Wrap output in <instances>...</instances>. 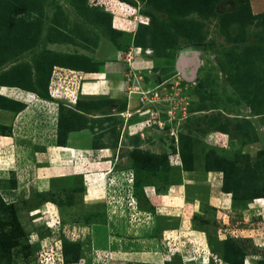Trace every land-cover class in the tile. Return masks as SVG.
Here are the masks:
<instances>
[{"label":"rangeland","instance_id":"obj_1","mask_svg":"<svg viewBox=\"0 0 264 264\" xmlns=\"http://www.w3.org/2000/svg\"><path fill=\"white\" fill-rule=\"evenodd\" d=\"M25 1L0 0V83L44 88L56 67L50 71L47 66L52 53L87 56L99 70L104 45L123 50L117 57L130 65L135 55L136 63L140 56L150 59L144 71L153 74H140L151 86H133L146 91L134 99L139 113L129 121L107 118L109 129L94 130L99 133L93 147L90 143V156L72 161L61 157L58 172L44 168L40 173L37 160L23 150L29 143L21 144V152H13V145L6 155L0 153V167L6 168H0V197L10 205L0 202V222L18 217L26 231L7 264H68L63 250L68 238L81 244L82 258L75 264H91L88 258L92 264H110L137 243L155 250L157 262L236 264L221 259L220 239L228 236L236 247L234 257L238 253L243 264H264V0H120L130 13L145 15L141 20L150 29L131 22L127 29L134 34L113 27L109 0ZM137 43L144 46L129 51ZM195 53L197 67H181ZM67 73L59 92L69 98L51 103L33 94L39 100L34 97L24 105L17 124L24 142L58 139L61 104H73L70 99L79 96L71 83H79L77 75ZM99 111L113 109L109 104ZM49 120L56 123L54 133L42 130ZM123 123L124 137L118 128ZM104 134L109 146L104 153L115 158L113 163L120 156L118 167L130 170L127 181L108 173L112 161L103 163L96 151ZM184 178L194 185L187 194L200 197L197 209H206L212 249L204 238L190 234L197 222L191 221L195 205L181 200L182 192L174 188L161 197L158 209L146 192L150 185L166 192ZM225 179L233 193H224ZM12 187L18 191H4ZM139 208L167 216L140 214ZM155 226L179 228L167 233L155 232ZM141 233L151 242L140 240ZM0 264H5L1 251Z\"/></svg>","mask_w":264,"mask_h":264},{"label":"crops","instance_id":"obj_2","mask_svg":"<svg viewBox=\"0 0 264 264\" xmlns=\"http://www.w3.org/2000/svg\"><path fill=\"white\" fill-rule=\"evenodd\" d=\"M109 1L111 4V8L109 9V11L113 15V27L115 29L134 34L133 29L132 30L127 29L129 28L130 24H132L131 22L133 23L135 22L137 26L138 24H148V23H143V21L141 20L142 18H145V15H143L141 12L131 11L130 13L127 9V4L125 2H122L120 0H109ZM101 48L99 46L96 54H99L98 52L100 51ZM135 48L140 49L142 47L133 44V46H129V51L130 49H135ZM117 51L112 46L108 48L105 45L103 46V49L101 50L102 55H100L103 56L102 57L103 59H97V60H102L103 64H100L101 68L98 71L75 70L61 66L55 67L57 69L59 68L66 69L67 71H70V74L74 73L75 75H77V78L79 79L78 91H77L79 95L78 100H95L94 98H100L101 100L113 101L110 104L111 108L113 109L112 112L111 111L103 112L99 110H88V111L80 110L77 108V103L67 105L70 108H73L75 111L79 112L81 115H84V117H86L88 120L87 121L88 126L69 131L66 142L65 144L62 145L58 143V139L52 142L50 141L49 138L48 140L46 139V141L41 138L38 141L35 140L31 144L28 141L24 142L23 137H21V135L18 134L17 130L19 126L17 124L18 122H20L19 121L20 115H22V113L25 111L24 105L27 106L29 103H31L34 97H36V101H38L39 97L37 96L40 94L35 96L33 94H37V91H35L34 89L22 88V86H20L19 84H8L5 82H1L0 99H3L5 103L3 105L0 104V153L6 155L9 152L8 146H13V145H14L13 152L15 151L21 152L20 148L21 147L23 148L21 144L29 143V145L27 144L28 146H25L26 148H23V150H25L29 159H31L33 162L37 160L36 168L38 167L37 169L40 171V173L43 172L42 170L45 169L58 172L59 165L57 164V162L58 159L61 157L66 156L68 158H71L72 161L73 159L81 160L90 156L92 150L94 149L89 147L90 143L92 144L93 147L94 137L96 134L99 133V132H94V130L95 131L101 130V132H103L109 129L107 128V125L110 123V121L107 118L114 117L115 119H117V117L119 118L123 116L124 118H126V120L129 121L130 120L129 118L133 116V114L139 113L138 112L139 108H134V106L136 105L134 104L135 97H138V94L142 95L143 93L146 92L145 90L140 91V89L135 90L133 86H137L136 85L137 82L141 83L139 84V86L140 85L143 86V84L144 86H148V87L151 86L150 85L151 81L150 84H147L146 80H144L143 77L140 75L141 73L143 74V72L145 75L148 76H151V74H153V72L151 73L148 70L144 71V69H148L150 65V59L144 60L142 56H140L141 60L136 63L137 56L139 55H135L134 60L131 62L133 64L130 65L125 61V58L119 59V57H117V54H119L120 51L123 52V50L119 49ZM124 53H128V50H124ZM8 69L9 67L3 69V71L6 72ZM130 70L131 71L133 70V72L136 73V75L139 74L140 76L139 77L130 76L131 75V73H129ZM29 93L32 94L31 96L33 97H29L30 96ZM48 100L49 102L53 103L52 99H48ZM121 105H124V108H120ZM34 108L33 110L35 111V113H37L36 106ZM53 122L51 123V121L49 120L44 125L45 127L41 129L46 130V132H50V131L51 133L56 132V126H55L56 123ZM124 123L118 125V128L121 130L123 137L125 136V133L127 131V126L126 128L123 126ZM91 125H93L94 127H92ZM156 131L159 132V130L157 129ZM105 135L106 134H104L103 137H101L102 141L106 140ZM130 136L133 137L135 136V134ZM106 143H107L106 141L105 142L103 141V144H101L99 148H96V151L100 152L101 161L103 163H109L110 161L115 159V158L110 159V155L104 153L109 149V146H106ZM119 159L120 156L117 155V159L115 163H113L112 161V165L108 167L109 168L108 173L110 171L116 172V174L120 176L121 179L127 181L128 179H130V170L118 167V163L116 162H118ZM40 160H44L45 163L43 162V165H41L42 162ZM0 168L2 171L6 169L4 167H0ZM217 173L219 172L218 171L215 173L210 172L208 180H212L213 174H217ZM184 179L185 180H183L180 183L171 184L166 192H159L156 186L154 185L147 186L146 192L148 196L153 200V205H155L157 209L159 208L157 206L161 204V197L170 195L175 189L182 192L184 195L182 197L183 199L181 200H185L187 201V203H191L195 205V212L192 215L191 221L193 223H195L196 221L197 222L195 223V226H193L190 234H192V236H194L197 239L204 238L206 244L209 247L208 228H207L208 225L204 224V220L203 221L201 220V216H204L203 218H205V212L201 207H200L202 209L201 212L199 209H197L198 206L201 205V203L198 201L200 197L195 195V193L193 194L194 196H190L187 194L189 186L192 189L194 185L191 187L190 185L191 183L187 182L186 178ZM5 190L16 192L18 191V188H11V189L4 188V191ZM225 194H229V193L226 192ZM213 205L216 206L215 204ZM213 205H211V207ZM214 206L213 208H216ZM157 209L154 212V211L146 210L145 208H139V212L140 214H144L148 212L156 216L158 215V219L160 216H167L166 214L158 213ZM177 228L179 227L171 226L164 229L161 228V226L160 227L155 226L154 230L155 232L163 231L168 233L174 231ZM103 237L104 236H101L97 240L103 241ZM138 238H140V240L142 241L146 240L147 242L148 241L151 242L152 240V238H148L144 236V234L142 233L141 235L138 236ZM151 244L152 243H150L149 245ZM99 248L101 249L98 250L106 251L105 247H99ZM157 257H159V255L157 252H155V250H149V249L144 250L143 245L137 243L135 249L124 250L122 257L117 258V260L115 258H112L110 264H167L169 262L168 259H164L163 262H157L154 260V258L157 259ZM88 260L92 264L91 259L88 258ZM190 261H195V259L194 260L191 259Z\"/></svg>","mask_w":264,"mask_h":264},{"label":"trees","instance_id":"obj_3","mask_svg":"<svg viewBox=\"0 0 264 264\" xmlns=\"http://www.w3.org/2000/svg\"><path fill=\"white\" fill-rule=\"evenodd\" d=\"M143 27L149 28L147 26V24H144ZM137 46H144V45L137 43ZM50 54L51 53H49L48 55H50ZM75 56H77V55H75ZM75 56L66 55L63 53H61V54L52 53L51 56L47 57L48 58L47 59V66H49L50 71L53 70L54 66H61V67L69 68V69H75V70L98 71V65L96 63L94 64L92 60H91V64H89L88 62L90 60L88 59L87 56H85V57L82 55H80L78 57H75ZM37 71H38V75H40V65L37 66ZM44 73H46V69H43L41 76H43ZM50 81H51L50 76H48L46 79V86H44V88H42V89L32 88V89L37 91V94H40L43 98L49 99V98H51V95L49 92ZM99 102H101V103H99ZM99 102L93 101V100H78L77 108L80 110H87V111L88 110H96V109L99 110L100 106L109 105L113 101H111V100L100 101L99 100ZM60 109H61V112L59 115V122H58V132H59L58 143L62 145V144H65L69 131L77 129V128H84L85 126H88V122H87L88 120L86 117H84V115H81L79 112L75 111L73 108H70L69 106H67L66 103H62ZM71 115H73V117L75 119L78 118V120H76V121L72 120ZM79 121H81V122L79 123ZM91 126L94 127L93 125H91ZM115 126H116V124H115ZM220 128H222L221 129L222 131L227 132L226 127H220ZM100 136H102V135H100ZM220 170H222V169H220ZM210 171H212V169H210ZM224 182H225L224 183L225 185H223V188H222L223 191L233 193L232 190L227 188L226 179L224 180ZM260 196L264 197V195H260ZM0 202H1V204H4V207L5 206L10 207V205L8 203L6 204L4 199L1 197H0ZM203 210L206 213V209L203 208ZM203 217L204 216H201V220L202 221L204 220V224H207L209 226V219L207 217H205V218H203ZM0 225H1V227H0V251H1L2 257L4 258L5 264H7V262L9 263V261H12V257H11L12 248L19 244V241H18L19 237L22 236V234H26V231H25V229H24V227H23V225H22V223L18 217H15L13 219V218H9L7 216V218L4 220V222L3 221L0 222ZM208 239H209V236H208ZM220 240L219 241L222 243V247L224 248L223 249L224 251L222 252L221 259L223 261L234 262L236 264L237 263L243 264L244 260H243L241 255H238V253H236V255L234 257L235 253L232 254L233 249H234V252H236V247H235V244H234V241L232 240V238H229V236H228L225 239H220ZM79 244L80 243L78 241L74 242V241L65 240L63 242V250H64V254H65V259H66L65 261L68 264H75L81 260V258H82V256H80V253H81V246L80 245L81 244L80 245ZM209 245H210L209 247H211L210 242H209ZM71 247H74V250H76V252H73L74 253L73 256L70 254ZM23 248L26 250V246H24ZM211 249H212V247H211ZM233 258H234V260H233ZM167 264H169V262ZM202 264H205V263H202Z\"/></svg>","mask_w":264,"mask_h":264},{"label":"built area","instance_id":"obj_4","mask_svg":"<svg viewBox=\"0 0 264 264\" xmlns=\"http://www.w3.org/2000/svg\"><path fill=\"white\" fill-rule=\"evenodd\" d=\"M64 73H67V70L62 69V68H59V69L55 68L53 71V76H52L50 86H49V92L52 97V102H55L56 98H69L64 95H60L61 92H59V89L63 87L62 81L66 79L67 77H69V76H65ZM67 74H70V73H67ZM73 74L74 73H72V75ZM71 83L74 84L75 86L74 90L78 91V82L76 83V81H71ZM77 99L78 97L76 95V97L73 100L70 99V101H72L73 103H76ZM162 127L163 125L160 124V128H158V130L159 131L162 130Z\"/></svg>","mask_w":264,"mask_h":264},{"label":"water","instance_id":"obj_5","mask_svg":"<svg viewBox=\"0 0 264 264\" xmlns=\"http://www.w3.org/2000/svg\"><path fill=\"white\" fill-rule=\"evenodd\" d=\"M194 56L192 58H190L191 59L190 64H188V65H191L192 67L196 68L197 67L196 65L198 64V55L195 53Z\"/></svg>","mask_w":264,"mask_h":264},{"label":"bare ground","instance_id":"obj_6","mask_svg":"<svg viewBox=\"0 0 264 264\" xmlns=\"http://www.w3.org/2000/svg\"><path fill=\"white\" fill-rule=\"evenodd\" d=\"M193 56H194V55H193ZM194 57H195V56H194ZM184 60H186V61H184ZM184 60L181 61V65H183V67H184V66H187L188 64H190V60H191V59H184Z\"/></svg>","mask_w":264,"mask_h":264},{"label":"clouds","instance_id":"obj_7","mask_svg":"<svg viewBox=\"0 0 264 264\" xmlns=\"http://www.w3.org/2000/svg\"><path fill=\"white\" fill-rule=\"evenodd\" d=\"M145 23V22H144ZM52 98V97H51ZM62 98H56V100H61ZM78 100V99H77ZM76 103H77V101H76ZM68 104H70V103H68Z\"/></svg>","mask_w":264,"mask_h":264},{"label":"flooded vegetation","instance_id":"obj_8","mask_svg":"<svg viewBox=\"0 0 264 264\" xmlns=\"http://www.w3.org/2000/svg\"><path fill=\"white\" fill-rule=\"evenodd\" d=\"M181 67H183V65H181ZM68 240L71 241L72 239L68 238ZM72 241H74V240H72ZM74 242H75V241H74Z\"/></svg>","mask_w":264,"mask_h":264}]
</instances>
